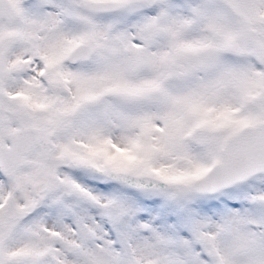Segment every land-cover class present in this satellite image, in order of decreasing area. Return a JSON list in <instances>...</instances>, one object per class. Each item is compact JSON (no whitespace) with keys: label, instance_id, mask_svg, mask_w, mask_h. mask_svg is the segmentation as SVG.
Here are the masks:
<instances>
[{"label":"snow or ice","instance_id":"1","mask_svg":"<svg viewBox=\"0 0 264 264\" xmlns=\"http://www.w3.org/2000/svg\"><path fill=\"white\" fill-rule=\"evenodd\" d=\"M0 264H264V0H0Z\"/></svg>","mask_w":264,"mask_h":264}]
</instances>
